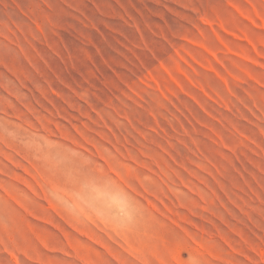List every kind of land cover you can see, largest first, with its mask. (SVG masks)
<instances>
[{
    "label": "rangeland",
    "instance_id": "obj_1",
    "mask_svg": "<svg viewBox=\"0 0 264 264\" xmlns=\"http://www.w3.org/2000/svg\"><path fill=\"white\" fill-rule=\"evenodd\" d=\"M0 264H264V0H0Z\"/></svg>",
    "mask_w": 264,
    "mask_h": 264
}]
</instances>
